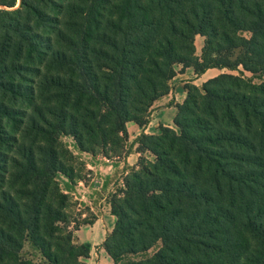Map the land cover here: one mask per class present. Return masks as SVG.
<instances>
[{"label":"trees","instance_id":"trees-1","mask_svg":"<svg viewBox=\"0 0 264 264\" xmlns=\"http://www.w3.org/2000/svg\"><path fill=\"white\" fill-rule=\"evenodd\" d=\"M18 1L0 0V146L16 145L0 148V264H84L60 135L123 157L127 123L147 124L178 66L261 81L186 86L178 130L137 139L103 247L114 264H264V0Z\"/></svg>","mask_w":264,"mask_h":264},{"label":"crops","instance_id":"crops-1","mask_svg":"<svg viewBox=\"0 0 264 264\" xmlns=\"http://www.w3.org/2000/svg\"><path fill=\"white\" fill-rule=\"evenodd\" d=\"M180 69L181 67L179 66L178 70ZM223 70L224 69L211 68L200 75L196 74L193 68H186L183 72H178L170 82V93L154 103L147 124L141 125L135 121L127 123V144L130 146V149L121 159H110L103 154L92 155L86 152L81 153L84 157L88 156L86 158V165L89 167V171L93 174L95 173L96 176H100V192H110L113 190L112 186H107V181H112V184L118 181V184L122 188L124 177L131 170L137 168L140 157V154L137 152V139L142 134L157 135L161 132L162 128L178 130L174 124V118L178 111L177 106L183 104L186 100V84L194 83L198 85L197 82L208 73ZM190 75H192V77ZM217 76L215 74L207 79L209 80ZM190 79L193 80L191 81ZM147 156L150 157L149 154H147ZM78 182L82 183L83 181L79 180ZM102 210L103 212L100 215L95 214L96 218L92 223H87L82 226V229L77 230L80 236L78 243H88L91 245L90 256L83 261L84 264H114L113 260L104 249L103 244L107 236L114 231L117 219L111 213L109 203L108 206L104 205Z\"/></svg>","mask_w":264,"mask_h":264},{"label":"rangeland","instance_id":"rangeland-1","mask_svg":"<svg viewBox=\"0 0 264 264\" xmlns=\"http://www.w3.org/2000/svg\"><path fill=\"white\" fill-rule=\"evenodd\" d=\"M20 1V0H19ZM18 1V2H19ZM59 2H66V0H58ZM19 6V3H18ZM17 6V7H18ZM1 8V7H0ZM49 14L52 16L58 15L57 11L54 10V7L52 4L48 5L47 8L45 9ZM45 34H51L50 30H45ZM245 37L249 38L251 35L250 33L246 32ZM204 43H205V38L198 35L195 39V46H196V55L198 57H201L203 54V48H204ZM236 54H240V51H237ZM179 69V66L176 67V74L178 72H183L185 69ZM192 70V69H191ZM192 72V71H191ZM232 73L234 75H240L244 74L245 77L247 78H253V82L258 83L261 80L257 78V76H254L252 73L245 71L243 67H239L238 70L235 71H230L227 69H224L223 71H212L208 73L205 77L200 79L197 84L195 85L194 83L186 84L187 85H194L197 86L198 88H202L203 84L208 81V77L213 76L216 74L219 75L220 73ZM190 74V73H189ZM193 75V74H192ZM192 75H190L192 77ZM194 76V75H193ZM191 81L193 79H190ZM196 80V79H195ZM205 80V81H204ZM25 108H28L27 110L31 111L29 107L25 106ZM11 133H13L12 129L9 128ZM60 140L63 145L62 148L64 150L68 151V154L66 155L65 159H68V163H66L68 166H73L74 169V180L71 178L68 179L67 176L64 174H60L58 177V182L60 184V187L62 190L66 192L68 191V194L70 196L69 199V207H68V212L72 216V220L75 221L71 225V229L73 228L74 230V236H75V242L78 243L80 240V236L74 228H79L82 229L84 225H86V222H90L96 218L95 214H101L103 212L102 208L104 205L108 206V201L110 200V197L112 194L116 193L118 189H120V185L118 184V181L115 184H112V181H107V186H112L113 190L110 192L108 191H102L100 192L99 188L101 185V180L100 176H96L95 173H91L89 171V167L86 165V157L82 155L81 153H84L80 151L77 142L74 140V138L70 135H60ZM9 143H14V141L9 140L5 143V145L0 146L3 152H10V157L16 156V145H14L13 148H7ZM19 145V144H18ZM11 146V145H9ZM10 149H13V152L10 151ZM130 149V146L126 144V151ZM91 154V153H89ZM97 154H102L101 150H98ZM96 154V155H97ZM104 155V154H103ZM152 157L151 155H149ZM122 157H119L117 155H111L110 159H121ZM153 158V157H152ZM78 177H77V176ZM76 176V177H75ZM125 178V177H124ZM82 180V183H79L78 181ZM73 181V182H71ZM113 182V183H114ZM124 183V182H123ZM78 229V230H79ZM156 249H153L150 251L149 255H152L155 252ZM26 251L29 252V249L26 248Z\"/></svg>","mask_w":264,"mask_h":264}]
</instances>
